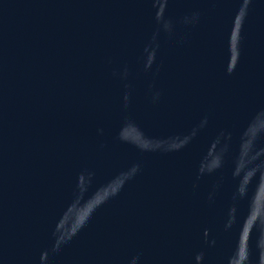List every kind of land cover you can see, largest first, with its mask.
I'll use <instances>...</instances> for the list:
<instances>
[{
    "label": "water",
    "instance_id": "1",
    "mask_svg": "<svg viewBox=\"0 0 264 264\" xmlns=\"http://www.w3.org/2000/svg\"><path fill=\"white\" fill-rule=\"evenodd\" d=\"M0 264H264V0H0Z\"/></svg>",
    "mask_w": 264,
    "mask_h": 264
}]
</instances>
